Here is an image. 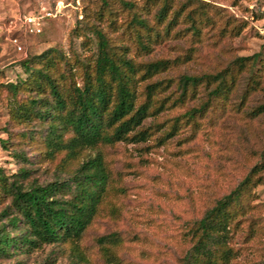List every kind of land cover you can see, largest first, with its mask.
I'll use <instances>...</instances> for the list:
<instances>
[{"label": "rangeland", "instance_id": "1", "mask_svg": "<svg viewBox=\"0 0 264 264\" xmlns=\"http://www.w3.org/2000/svg\"><path fill=\"white\" fill-rule=\"evenodd\" d=\"M58 2L62 14L45 19L40 33L18 20ZM95 29L134 63L137 104L146 85L156 84L142 123L147 137L98 143L73 157L50 153L48 123L13 110L35 89L21 85L13 94L8 84L30 81L24 60L36 68L50 60L63 90L79 85L96 55ZM156 60L166 67L144 74ZM217 73L227 81L225 94H209L216 82L182 83L183 76ZM40 95L51 100L48 88ZM203 104L201 114L187 115ZM97 152L108 180L82 235L0 254V264H181L195 222L247 178L232 206L226 264H264V0H0V223L11 202L4 180H68Z\"/></svg>", "mask_w": 264, "mask_h": 264}, {"label": "trees", "instance_id": "2", "mask_svg": "<svg viewBox=\"0 0 264 264\" xmlns=\"http://www.w3.org/2000/svg\"><path fill=\"white\" fill-rule=\"evenodd\" d=\"M167 6L164 1L159 9L160 15L164 14ZM137 21L143 23L139 19ZM94 33L97 38L96 55L91 69L83 68L79 85L74 83L63 90L50 73V60H45L37 68L24 60L23 66L29 72L30 81L26 79L8 84L13 94L21 85L35 89L36 96L27 103L17 104L13 110L24 117L33 115L48 123L46 141L50 153L65 151L68 157H73L80 150L94 148L98 143L140 141L147 137V129L142 128V123L148 115L151 90L156 84L146 85L147 95L142 103L137 104L134 63L123 54H115L101 30L95 29ZM45 53L40 57H45ZM256 56L254 54L252 58ZM166 65V60L149 62L144 66V74L157 72ZM199 80L216 82L209 91L210 95L227 93V81L222 73L182 77L185 85H195ZM45 88H48L50 101L40 95ZM204 105L192 108L187 115L201 114ZM66 133H71V136L64 138ZM0 179H3L1 169ZM107 180L103 157L98 152L87 156L68 180L27 186L4 180L3 186L9 190L11 202L2 210L5 221L0 223V254L29 251L43 244L78 239L97 210ZM248 181L245 179L218 199L195 222L196 238L181 264L228 262L232 255L231 248L227 246L232 206L239 202L242 186Z\"/></svg>", "mask_w": 264, "mask_h": 264}, {"label": "built area", "instance_id": "3", "mask_svg": "<svg viewBox=\"0 0 264 264\" xmlns=\"http://www.w3.org/2000/svg\"><path fill=\"white\" fill-rule=\"evenodd\" d=\"M61 3L58 2L52 8H42L36 11H30L22 14L18 20L21 21V24L25 27V29L32 34L40 33L43 27V21L45 19L56 18L58 15L62 14ZM13 22V21H12ZM16 42V46L19 50H22V46Z\"/></svg>", "mask_w": 264, "mask_h": 264}]
</instances>
